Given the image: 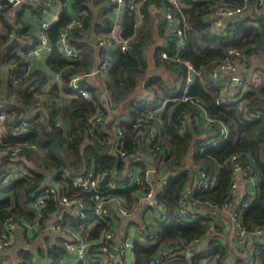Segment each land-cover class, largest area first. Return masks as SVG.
<instances>
[{
    "label": "trees",
    "instance_id": "obj_1",
    "mask_svg": "<svg viewBox=\"0 0 264 264\" xmlns=\"http://www.w3.org/2000/svg\"><path fill=\"white\" fill-rule=\"evenodd\" d=\"M149 3L166 6L163 0H150ZM179 3L180 7L172 9V12L176 18L184 16L188 24L184 35L186 47L180 53V61L162 57L163 52L171 54L175 39L166 28L164 16L149 12L147 5H144L141 19L127 13L123 16L120 34L123 37H117L130 38L131 42L125 51L110 52V65L104 77L89 74L98 67L97 38L103 37L112 27L108 17L112 8L111 0L73 1L72 8L81 23L80 27L68 34L69 42L79 51V56L73 61L63 57L57 49L59 33L72 20L67 10L60 13L58 20L46 30L47 39L51 43L46 61L47 70L32 69L26 58L21 56V53L33 49L37 43L33 35L26 34L29 25L20 20L23 14L21 10L31 6L33 13L44 15V1L39 0L38 4L32 5L30 0H23L20 9L11 15L10 20L8 14L12 5L4 4L0 10L3 29L0 31V104L6 117L0 140L18 146L20 151L14 156L0 157V180L14 168L26 169L28 175L0 190L1 218L12 215L21 218L22 222L33 224L38 217L41 225L57 218V199L52 196L37 212L31 209L33 197L45 182H49L59 188L60 195L72 198L79 193L82 196L88 205L85 221L94 224L92 234L87 235L89 239L99 238L109 229L108 222L112 218L106 216L103 219L91 215L93 202L90 194L72 188L71 182L83 177L90 169L95 172L93 177L104 170L111 173L114 169L116 173L124 171L126 164L110 151L108 130L111 122L114 118L119 120L132 162L141 154L131 141L132 122L143 118L141 113L165 102L171 111L160 116L156 143L166 149V158L159 168V174L168 175V183L159 201L166 209L167 218L160 223L154 243H148L150 239L148 244L143 243L149 235L143 237L142 234L141 237L145 239L133 242L132 264H148L155 255L162 254L159 253L161 249L165 253L161 255L160 264H201L207 258L213 264H222L230 246L218 240L222 223L217 224L215 218L218 221L220 218L225 219L229 223L230 220L229 216L219 213L217 209L226 199L230 200L232 208L238 207L241 201L240 195L230 191L231 171L227 162L232 154L244 153L249 158L245 168L256 181L255 194L243 209L242 220L248 227L264 224V78L261 77L244 99L247 101L246 110L259 115L252 121H248L245 111L235 108L231 101L217 104L216 99L223 86L214 84L209 78L210 73L225 60L228 51L232 49L243 53L244 73L264 74V7H260L258 0H250L247 11L239 17H233L221 29L225 36L209 37L205 33L209 28L204 21L206 15L218 7L216 5L226 4L227 7L237 8L243 4V0H179ZM184 62L190 63L204 79L202 84L196 80L190 88L189 94L200 99L202 105L195 110L190 108L189 103L168 102L181 92L186 70ZM161 69L168 72L170 78L165 79L157 74V70ZM54 75H58V78L54 79ZM74 77L80 78V87L91 94V100L69 90V83ZM101 84L107 91L106 101L113 105V116L109 121L105 120L97 132L88 134L84 125L97 109ZM201 111L224 123L228 129L226 139L202 151L200 147L203 141L210 138L211 132H216L211 129L208 135L207 130L200 125ZM116 115L121 116L118 118ZM22 123L31 126L28 133L21 137H11V131ZM150 162L149 159H140L137 164L143 170ZM201 171L207 173L210 186L189 196L188 206L190 213L209 211L210 214L200 219L183 220L176 214L178 195ZM114 177L119 183H125L123 175L117 174ZM137 189L136 186H127L111 190L109 194L111 198L123 201L125 208L133 211L140 205ZM107 210L111 213L110 206ZM68 215H64L62 222L65 229L61 228L58 235L68 230L65 225ZM40 232L22 229L23 234L34 236L30 241ZM202 239L206 249L193 252V255L188 254L192 250L191 242ZM172 242H175V246L167 248ZM250 243L253 245L251 259L247 261L241 258L237 263L249 264L250 261L264 264V244L257 240ZM93 249L95 247L86 252L87 264L98 263L99 255L93 253ZM64 252L61 243L48 244L40 256L47 264H58ZM28 253L20 252L24 262L30 259Z\"/></svg>",
    "mask_w": 264,
    "mask_h": 264
},
{
    "label": "built area",
    "instance_id": "obj_2",
    "mask_svg": "<svg viewBox=\"0 0 264 264\" xmlns=\"http://www.w3.org/2000/svg\"><path fill=\"white\" fill-rule=\"evenodd\" d=\"M31 3L39 2V0H30ZM53 0H45L44 5L46 11H50V4ZM150 0H111L112 4L123 5L126 9V13L129 15L137 16L139 19L143 17L142 8L147 5L148 11L151 13H158L164 16L166 20V28L169 33L174 37L175 44L172 49L171 54L166 52L162 53L164 59H171L174 61H180V53L186 47V40L184 38L185 30L188 28L186 18L184 16L175 17L172 9H178L180 7L179 0H163L166 6L161 3L152 4L149 3ZM193 1H203V0H193ZM23 0H0V10L4 8V4H11L12 7L21 5ZM250 0H243V4L237 8H230L225 6L226 4L216 5L210 13L206 15L204 21L208 23L209 28L206 30V34L209 37L213 36H225L222 28H225L226 21H230L233 17H239L247 11L249 7ZM260 7H264V0H258ZM153 6V9H151ZM45 11V12H46ZM232 17V18H231ZM225 18H230L226 19ZM58 20V15H53L50 20H44L40 23V34L37 38V43L34 45L33 49L21 53V56L26 58L31 66V61L28 59L30 57L37 56L41 49L48 45V39L46 35V30L49 28L50 24ZM81 23L79 18H73L71 22L66 26L64 31L60 32L57 39L58 51L66 59L73 61L79 56V51L69 42L68 34L73 29L80 27ZM16 38L18 36L15 35ZM131 42L130 38H119L112 34L111 37H98L97 38V63L98 67L94 69L89 76H99L104 77V72L110 65V52L119 50L125 51L128 44ZM28 57V59H27ZM186 67L184 81L182 84V89L179 95L175 98L169 99L168 102L175 103H189L191 109L195 110L202 107L200 99L192 97L189 92L190 88L197 80L201 84L203 83V77L200 72L194 70L193 66L188 63H183ZM243 53L237 51L236 49L229 50L225 60L219 64L209 75V78L214 81L223 82L222 86L225 89V94L219 95L216 99V103H223L225 101H231L235 108L245 111V117L248 121L255 120L259 117L258 114L248 112L246 110L247 101L244 100L247 96L248 91L253 90V88L259 83L261 77L264 78V74L258 72H248L241 73L238 69H243ZM79 77H74L69 83V90L74 92L75 95H80L86 100H91V94L84 88L80 87ZM98 97L97 106L95 113L88 118L85 122L84 130L88 134H94L97 129L105 120L112 118L113 105L109 101H106L107 91L103 88ZM171 108L166 107V103L152 109L148 112L141 113L140 116L143 118H137L132 122V134L131 141L133 145L138 148H144L147 152L146 159L151 162L149 166L140 170L137 174L132 173L129 168L131 154L129 150L125 147L123 130L120 126L119 120L114 118L111 122L108 130V143L110 144V151L117 159H120L126 164V172L121 171L116 173L115 169L113 173L108 170H104L99 174L94 176V170H88L83 177L73 179L71 186L74 189H78L80 192H85L90 194L91 201L93 202V208L91 215L94 217H100L106 219L109 212L107 207H111V211L118 213L122 216H128L131 210L125 208L124 202L115 198L110 197V191L119 188H126L127 186L138 187V203L147 212L157 213L159 220L165 221L167 218L166 209L164 205L159 201V196L163 193L167 183L168 175H160L159 168L165 161L166 149L156 143L157 133H158V123L160 122V116L165 112H170ZM204 112V111H202ZM205 113V112H204ZM201 126L207 132L211 129L215 130L216 133L210 135L209 139L203 141L200 151L205 148L214 147L218 145L221 141L228 137V129L224 123L216 120L214 117L205 113ZM5 111L3 106L0 105V132L4 131V121H5ZM152 120V123H151ZM184 121L181 124H184ZM31 129L27 123H22L17 128L13 129L10 133L11 137H21L28 133ZM212 133V132H211ZM17 151H20L18 146H12L7 143H3L0 140V157L11 155L14 156ZM249 159L244 155V153L232 154L228 158V164L231 171V184L230 191L240 193L239 206L232 208L230 205V200L226 201L218 207L217 211L219 213L229 216L231 226L233 227V236L238 242H246L252 240H259L264 238V224L252 225L248 227L242 220V211L251 202L255 194L256 181L255 178L252 179V175L245 168V164ZM125 168V167H124ZM121 174L124 176L125 183H119L118 179H115L114 175ZM24 175H28L26 169L14 168L10 170L5 177L0 180V190L6 189L13 184L14 181L18 180ZM112 175V176H110ZM109 177V178H108ZM252 180L254 187L248 188V181ZM210 186L209 177L204 171L198 172L195 181L192 185H187L185 190L178 195V202L176 204V214L183 220L187 219H200L203 217V212L190 213L188 206V197L199 193ZM52 196L56 200L57 215L41 225L38 220L33 224L22 222V219L15 216H8L6 218L0 217V237L2 239V246L13 245L16 239L15 233L22 229L26 231L40 230L41 232L46 229H51L60 233V229L63 227V218L66 213H69L75 219L82 220L85 216V209H87V203L82 198V196L77 193L74 197L68 198L65 195H60L59 188L52 186V183L45 182L39 189L36 196L33 197V203L31 209L37 212L40 208L46 205V200ZM241 203V204H240ZM38 214V213H37ZM40 216V215H38ZM190 217V218H189ZM108 224H110L108 222ZM65 229V228H64ZM66 233L60 234L61 245L64 248V259L67 260L66 264H76L79 262H84L86 259V252L92 247H95L94 253L101 256L106 255L110 257L107 264H132V246L133 240L131 238L124 237L121 239L117 246H112L111 242L114 238V231L109 227L105 230L99 238L89 239L86 233H72L65 230ZM155 238L149 240L148 243H154ZM197 241L191 242V246ZM175 246V242L168 245L167 248ZM111 248H116V256L110 254ZM163 255L165 250H160L159 253ZM161 255H155L148 264H160L162 261ZM126 260L128 263H126ZM100 262V260H99ZM236 264H245L244 262H239Z\"/></svg>",
    "mask_w": 264,
    "mask_h": 264
},
{
    "label": "crops",
    "instance_id": "obj_3",
    "mask_svg": "<svg viewBox=\"0 0 264 264\" xmlns=\"http://www.w3.org/2000/svg\"><path fill=\"white\" fill-rule=\"evenodd\" d=\"M45 1V0H43ZM74 0H53L50 4V11H46L43 15H37L31 11V6L25 7L23 10V14L20 17V20L24 23L29 25V29L26 32V34L33 35L34 38H38L40 34V23L41 21L44 20H50L53 15H59L60 13L65 9L67 10L72 19L77 18L78 16L76 15L74 9L72 8ZM23 3V2H22ZM32 5L38 4L36 3H31ZM112 4V3H111ZM20 6L12 7L9 9V14H8V19H12L11 15H14L17 10L20 9ZM126 14V9L123 5H115L112 4L111 10L108 12V17L111 20V30L107 32V34H104L103 37H111L112 34L114 35H120L121 34V20L124 18ZM57 21V20H56ZM54 21V22H56ZM52 22V23H54ZM229 22V21H228ZM227 24V21L225 22ZM3 29L1 28L0 24V31ZM121 36V35H120ZM123 37V36H121ZM96 35L93 37V40L95 42ZM34 47V46H33ZM58 49V46H57ZM51 50V43L48 41V45L44 48L41 49L40 53L35 56V57H30L28 59L31 61V68L32 69H38V70H47L48 67L46 65L47 58L50 54ZM97 59V58H96ZM238 72L241 73L242 69L239 68ZM54 79L58 78V75L53 76ZM204 81V80H203ZM214 84H219L222 86L223 82L215 81L213 82ZM103 85L101 84L99 87L98 95H100V91L103 89ZM225 89L222 87V90L220 92V95L225 94ZM1 105V104H0ZM202 121L205 115L204 112H202ZM109 117L107 118L106 121L108 120ZM201 121V124H202ZM200 124V125H201ZM208 133V132H207ZM210 133H208L209 135ZM213 134V133H211ZM138 152L141 154H138L136 159L129 164L130 171L132 173L137 174L140 171V168L137 164V161L141 159H146L147 152L144 148H138ZM143 158V159H142ZM127 168L125 166L124 172H126ZM196 178V175H195ZM195 178L193 182L189 185H192L195 181ZM252 179H254V176H252ZM249 183L247 184L248 188L254 187L253 181L249 180ZM188 185V186H189ZM187 188V186L184 188V190ZM235 195H240L239 192H234ZM203 212V211H199ZM110 213V212H109ZM206 214H210L209 211L203 212V217ZM110 218H112V221H110V226L114 231V238L111 242L112 246H117L119 242L121 241L122 238L127 237L131 238L133 242L137 239H145L143 238L146 235H149L143 243H147L149 239L155 238V233L158 231L159 225L161 221L158 218L157 213H150L145 211L140 205L134 208L133 211L128 216H122L118 213H115L111 211V213L108 215ZM87 219L86 217L83 218L80 221H75L74 219L71 218L70 215L65 220V225L68 231L72 233L80 232V233H86L88 235H91L93 230H94V224L93 223H87L85 221ZM224 221V222H222ZM226 221V222H225ZM49 222V221H48ZM72 222H81L78 224H73ZM215 222L217 224H221V231H220V237L218 240L222 243H228L230 246V251L225 255V257L222 260V264H236L237 261L241 258H244L248 261V259H251L252 256V249L253 245L250 243V241L246 242H238L236 238L233 236V227L231 226V223H229L225 219H221L218 221L217 218H215ZM141 234L143 237H141ZM16 239L14 244L9 245V246H2V239L0 237V264H47L46 260L43 259L40 256V253L43 252L48 244H60L61 243V236L60 234L58 235V232L53 231L51 229H46L45 233L40 232L35 238H33L32 241H30L31 237H34L33 235H26L23 234L22 231L18 230L16 233ZM260 242V244H264V238L257 240ZM172 244V243H170ZM206 245L204 239L198 240L197 242L192 245V250L194 253L198 252L200 250H205L206 247H203ZM203 247V248H202ZM115 249L116 248H111ZM195 249V250H194ZM110 250V254H111ZM94 253V250H92ZM20 252H29L30 253V259H27L25 262L22 260L20 257ZM132 252V250H131ZM190 252L193 255L194 253ZM28 253V254H29ZM94 255V254H93ZM92 255V256H93ZM133 255V254H132ZM189 256V255H188ZM64 257V256H63ZM61 257L58 261V264H66L67 260ZM110 257H107L106 255H101L98 258V263L96 264H107L108 260ZM100 260V262H99ZM92 262H94V259H91ZM126 263H128L126 260H124ZM131 261H134V258L131 259ZM85 264L88 263L87 258L84 261ZM129 264V263H128ZM201 264H213L210 259H204ZM249 264H257L255 262H250Z\"/></svg>",
    "mask_w": 264,
    "mask_h": 264
},
{
    "label": "rangeland",
    "instance_id": "obj_4",
    "mask_svg": "<svg viewBox=\"0 0 264 264\" xmlns=\"http://www.w3.org/2000/svg\"><path fill=\"white\" fill-rule=\"evenodd\" d=\"M231 18H232V17H231ZM226 19H230V18H225V20H226ZM157 74L163 76L165 79H166V78H167V79L170 78L169 73L166 72L165 70H162V69H161V70H157ZM117 111H118V110H117ZM119 116H121V115H118V116L116 115V117H118V118H119ZM120 119H121V117H120ZM45 232H46V230H43V231H42V233H45ZM111 255H112V256H116V253H114V254L111 253Z\"/></svg>",
    "mask_w": 264,
    "mask_h": 264
},
{
    "label": "water",
    "instance_id": "obj_5",
    "mask_svg": "<svg viewBox=\"0 0 264 264\" xmlns=\"http://www.w3.org/2000/svg\"><path fill=\"white\" fill-rule=\"evenodd\" d=\"M151 9H153V6H151ZM190 252H193V251H190ZM111 253H113V254L116 253V250L115 249H112L111 250Z\"/></svg>",
    "mask_w": 264,
    "mask_h": 264
}]
</instances>
